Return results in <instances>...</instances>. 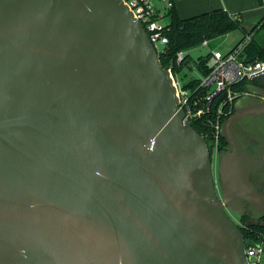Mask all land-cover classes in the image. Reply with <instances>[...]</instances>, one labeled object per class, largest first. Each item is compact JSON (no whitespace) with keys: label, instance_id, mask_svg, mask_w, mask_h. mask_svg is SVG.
Here are the masks:
<instances>
[{"label":"water","instance_id":"95a60500","mask_svg":"<svg viewBox=\"0 0 264 264\" xmlns=\"http://www.w3.org/2000/svg\"><path fill=\"white\" fill-rule=\"evenodd\" d=\"M246 116L264 102L222 123L216 182L121 0H0V264H248L227 213L264 215Z\"/></svg>","mask_w":264,"mask_h":264},{"label":"trees","instance_id":"16d2710c","mask_svg":"<svg viewBox=\"0 0 264 264\" xmlns=\"http://www.w3.org/2000/svg\"><path fill=\"white\" fill-rule=\"evenodd\" d=\"M167 17L169 19V23L164 32V36L167 39V44L161 49V51L158 52V60L160 65L165 70H170L173 79L180 84V87L184 91H188L191 102L195 98L203 97L207 94V90L203 87H200L201 80L199 78L187 79L188 71L195 70V72H198L201 77H205L209 73V69L206 66L208 54L205 57L198 58V60L192 65L190 64L191 59L188 54L190 50L200 47L204 40L210 42L216 38L241 30L245 36L235 45L234 48L240 45L245 40L247 35L250 37V41L244 47L240 55V59L246 63H253L256 61L264 62V48L259 47L253 40V34L261 29H264V15L259 20V22L253 28H251L249 33H246V31L241 27L240 14L231 15L221 8L188 18H180L177 14L175 6H173L172 9L167 12ZM179 53H182L183 56L178 61ZM254 86L261 87L256 82L243 80L236 87H233V89L236 91H247ZM241 98L237 97L234 100V106L235 103ZM219 99L220 96L212 101L209 106L208 113L205 112L202 117L191 121V127L202 136L210 153L212 148L208 121L212 118V114L216 111ZM234 106H232L230 112H226L227 110L225 111L227 114L221 118V124L233 114ZM226 147L227 144L225 140L220 136V152L226 150ZM243 226L244 227L239 228L244 235L246 244L255 241L257 242L258 240L263 239V225L252 224L246 221L243 222Z\"/></svg>","mask_w":264,"mask_h":264},{"label":"built area","instance_id":"2783aa9c","mask_svg":"<svg viewBox=\"0 0 264 264\" xmlns=\"http://www.w3.org/2000/svg\"><path fill=\"white\" fill-rule=\"evenodd\" d=\"M129 12L132 13L133 18L139 21L157 53L156 44L162 48L167 44V39L164 32L168 23H163L164 18L167 17V12L174 6L173 0H158L161 8L154 7L149 0H121ZM259 6L264 13V0H258ZM250 41L247 36L245 40L227 54H222L217 50H210L208 53V60L206 63L209 73L205 77H201L200 87L207 90V94L203 97H198L190 101L188 91H184L178 82H176L172 75L173 85L175 87V94L178 99V106L185 112V117L190 120L198 119L208 113L209 106L212 101L220 96L218 107L212 114V118L208 121L211 136V148L214 158H218L219 139L221 134V118L230 112L234 106V100L239 97H260L264 101V96L254 91H236V87L241 81L249 80L257 75H264V62L256 61L246 63L240 59V55L244 47ZM209 42L204 40L200 47H208ZM161 51V50H160ZM183 56L178 54V61ZM170 73V70L167 69ZM171 74V73H170ZM213 87V89H211ZM206 104V109H205ZM200 106V107H199ZM227 110V111H226ZM226 111V112H225ZM236 223V222H235ZM238 225V223H237ZM245 256L248 264H264V236L262 240L245 243Z\"/></svg>","mask_w":264,"mask_h":264},{"label":"flooded vegetation","instance_id":"af4514ba","mask_svg":"<svg viewBox=\"0 0 264 264\" xmlns=\"http://www.w3.org/2000/svg\"><path fill=\"white\" fill-rule=\"evenodd\" d=\"M261 89L264 90L262 87ZM263 102L264 101L261 100L260 97H242L235 103L234 111L240 107ZM233 132L243 151L255 158H260L261 155H264V116H246L240 118L233 124ZM214 160L215 158L211 152V165ZM250 180L257 188L259 194L264 198V166L258 174L252 175ZM245 207V215L243 217L237 216L238 219L236 224L238 223V227H244L243 222L246 221L248 223L261 224L264 226V215L255 212L248 205ZM227 213L230 214L229 211H227Z\"/></svg>","mask_w":264,"mask_h":264},{"label":"rangeland","instance_id":"374dc122","mask_svg":"<svg viewBox=\"0 0 264 264\" xmlns=\"http://www.w3.org/2000/svg\"><path fill=\"white\" fill-rule=\"evenodd\" d=\"M151 2V4L154 7L157 8H161V5L159 4L158 0H149ZM182 1V0H175V4H176V8H177V14L180 17H183L185 15H187L188 10L191 9V4L194 3L193 1ZM257 6V3H256ZM258 6H259V1H258ZM237 15V14H235ZM263 16V11L261 10L260 6L258 11L256 12L255 16H249V17H243L240 14V19H241V27L246 31V33H249L251 28H253L258 22L259 20L262 18ZM163 23H168L169 19L168 18H164V20L162 21ZM245 36V34L241 31H235L232 32L226 36H222L219 38H216L212 41L209 42V46L206 47H197L194 48L192 50H190L188 52L189 56H190V64L192 65L194 62H196L198 60V58L200 57H205L210 50H217L218 52L222 53V54H227L228 52H230L235 45L242 40V38ZM248 36V35H247ZM253 40L255 42V44H257L259 47L264 48V29H261L259 31H257L256 33L253 34ZM156 48L158 51H160L162 49V47L158 44H156ZM187 79H191V78H199L201 79V76L198 72H195V70L192 71H188L187 72ZM186 81V80H185ZM213 89V87L211 88ZM252 91H255L256 93H259L260 95L264 96V90L261 89V87L257 86L255 87ZM251 98V97H249ZM217 165H218V159L215 158L213 164H212V174H213V178L214 181L217 182L218 177H217ZM230 216V218L236 222L238 217L232 213L228 214Z\"/></svg>","mask_w":264,"mask_h":264},{"label":"crops","instance_id":"0c3cea01","mask_svg":"<svg viewBox=\"0 0 264 264\" xmlns=\"http://www.w3.org/2000/svg\"><path fill=\"white\" fill-rule=\"evenodd\" d=\"M190 1V0H182ZM194 3L191 4V9L188 10L187 15L180 18H188L195 15H199L204 12H209L215 9H224L231 15L241 14L243 17L255 16L259 9L258 0H192ZM191 1V2H192ZM175 9L176 4L173 0ZM257 3V6H256ZM264 15V13H263ZM254 87L250 88L252 91Z\"/></svg>","mask_w":264,"mask_h":264}]
</instances>
